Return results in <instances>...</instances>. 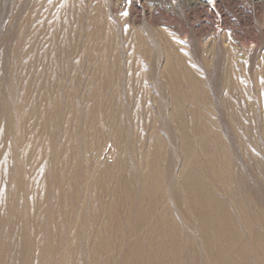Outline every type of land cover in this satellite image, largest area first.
<instances>
[{
	"label": "rangeland",
	"instance_id": "obj_1",
	"mask_svg": "<svg viewBox=\"0 0 264 264\" xmlns=\"http://www.w3.org/2000/svg\"><path fill=\"white\" fill-rule=\"evenodd\" d=\"M0 264H264V0H0Z\"/></svg>",
	"mask_w": 264,
	"mask_h": 264
},
{
	"label": "bare ground",
	"instance_id": "obj_2",
	"mask_svg": "<svg viewBox=\"0 0 264 264\" xmlns=\"http://www.w3.org/2000/svg\"><path fill=\"white\" fill-rule=\"evenodd\" d=\"M113 38H114V37H113ZM41 47H42V46H41ZM43 49H44V48H43ZM119 58H120V57H119ZM122 59H123V58H122ZM184 71H185V70H184ZM149 74H150V73H149ZM182 74H183V73H182ZM181 77H182V75H181ZM170 78H171V77H170ZM172 78H173V76H172ZM172 78H171V79H172ZM171 79H170V80H171ZM138 80H139V79H138ZM167 82H168V81H167ZM169 83H170V82H169ZM145 85H146V84H145ZM169 86H170V85H169ZM128 87H129V86H128ZM147 87H148V86H147ZM117 88H119V86H118ZM121 88H123V87H121ZM165 88H166V87H165ZM169 88H170V87H169ZM119 89H120V88H119ZM143 89H144V88H143ZM109 90H110V89H108V91H109ZM122 90H123V89H122ZM125 90H126V89H125ZM148 90H149V89H148ZM115 91H116V90H115ZM126 92H127V91H126ZM142 92H143V91H142ZM121 93H122V92H121ZM192 198H194V197H192ZM192 198H191V199H192ZM191 199H190V200H191ZM216 204H217V203H216ZM215 207H216V206H215ZM216 209H218V208H216ZM216 209H215V210H216ZM230 223H231V222H230ZM226 224H227V223H226ZM117 234H118V233H117ZM100 240H101V238H100ZM211 241H212V240H211ZM105 243H106V242H105ZM211 243H212V242H211ZM106 244H107V243H106ZM207 255H208V254H207Z\"/></svg>",
	"mask_w": 264,
	"mask_h": 264
}]
</instances>
